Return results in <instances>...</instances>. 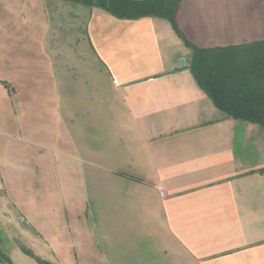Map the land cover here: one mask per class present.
<instances>
[{"label":"crops","instance_id":"obj_1","mask_svg":"<svg viewBox=\"0 0 264 264\" xmlns=\"http://www.w3.org/2000/svg\"><path fill=\"white\" fill-rule=\"evenodd\" d=\"M263 41L264 0H180L174 25L0 0V110L43 177L19 215L74 264H264V125L191 69L193 48Z\"/></svg>","mask_w":264,"mask_h":264},{"label":"trees","instance_id":"obj_2","mask_svg":"<svg viewBox=\"0 0 264 264\" xmlns=\"http://www.w3.org/2000/svg\"><path fill=\"white\" fill-rule=\"evenodd\" d=\"M74 1L101 8L120 19L156 17L173 25L180 5V0ZM193 50L192 72L215 103L229 116L264 125V41L220 49ZM3 258L11 262L7 257Z\"/></svg>","mask_w":264,"mask_h":264},{"label":"rangeland","instance_id":"obj_3","mask_svg":"<svg viewBox=\"0 0 264 264\" xmlns=\"http://www.w3.org/2000/svg\"><path fill=\"white\" fill-rule=\"evenodd\" d=\"M6 123L9 124L8 128L4 127ZM11 127L10 116L6 119L0 110V182L6 189L8 187L7 196L1 200L3 217L0 218V253L11 261L7 262L0 254V264H67L69 260L74 264L77 257L73 252L74 247L69 249L70 254H66V250L46 243L40 235L34 233L33 223L29 224L19 215V212L25 216L29 213L31 181L35 178L36 185L40 186L43 177L28 175L27 166L23 163L26 160L23 158L24 152L12 151L13 145L27 149V144L13 139L17 133ZM38 194L42 195V192ZM49 196L50 200H56V193H49ZM7 203L13 207L12 213L8 211Z\"/></svg>","mask_w":264,"mask_h":264},{"label":"built area","instance_id":"obj_4","mask_svg":"<svg viewBox=\"0 0 264 264\" xmlns=\"http://www.w3.org/2000/svg\"><path fill=\"white\" fill-rule=\"evenodd\" d=\"M3 190V184L2 182H0V192ZM3 217V209H2V206L0 204V218Z\"/></svg>","mask_w":264,"mask_h":264},{"label":"water","instance_id":"obj_5","mask_svg":"<svg viewBox=\"0 0 264 264\" xmlns=\"http://www.w3.org/2000/svg\"><path fill=\"white\" fill-rule=\"evenodd\" d=\"M190 64H191V60H189V61L181 60L180 61L181 66H186V65H190Z\"/></svg>","mask_w":264,"mask_h":264}]
</instances>
